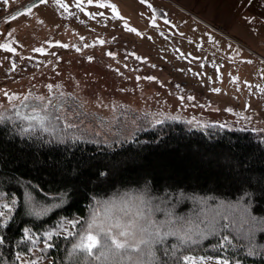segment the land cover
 <instances>
[{"label": "rangeland", "instance_id": "rangeland-1", "mask_svg": "<svg viewBox=\"0 0 264 264\" xmlns=\"http://www.w3.org/2000/svg\"><path fill=\"white\" fill-rule=\"evenodd\" d=\"M99 2L94 0L93 4H87L85 0L81 11L75 7L76 0H64L68 10L58 12L59 25L65 17L70 20L64 28L54 26V21L51 25L49 22L40 24V18L51 17L53 20L56 11L42 9L38 0H8L7 3L0 0V45L16 49L10 53L0 47L2 115L15 111L19 118H30L32 107L39 103L34 97L41 96L45 98V104L53 101L59 111L49 106V122L44 126L24 119L31 130H55L57 128L52 127L56 122L65 127L71 124V128L105 142L124 141L173 122H183L189 128L199 130L221 126L264 133V84L248 86L246 75L264 66L258 58L226 40H214L199 24L183 25L182 21L176 20L180 16L173 22L160 23L152 11L155 0H147L152 8L141 4L140 0H128L127 8L114 4L123 20L116 18L110 8H99ZM25 7H32L31 15L10 19ZM164 8L166 11L163 12L168 13L169 6ZM153 21H159L162 26L155 28ZM125 25L137 29L141 35L127 31ZM158 28L166 35L155 37ZM47 35L52 41L43 40ZM118 35L123 38L119 39ZM99 40L105 43L101 45ZM62 44L68 47H61ZM37 48L44 51L37 52ZM78 48L80 51L76 50ZM109 52L114 56H109ZM238 76L245 82L233 88ZM24 97L28 100L25 101ZM141 216L155 220L160 229L151 240L155 238L161 243L170 236H177L181 244L188 246H202L216 224L231 222V218L224 220L222 215L212 211L175 218L165 209L150 208L139 199L127 196L97 205L80 229L65 221L59 230L62 235L74 237L80 230L76 242L79 244L93 219L118 234L121 229L116 227L117 224L128 225L133 220L143 223ZM177 232L179 235L175 234ZM93 234H97L96 230ZM188 235L193 238L191 242L187 240ZM180 237L185 240L182 242ZM100 238L103 241L102 234ZM42 246L44 243H39L31 255L22 256V259L47 264L39 250ZM184 255L211 258L202 264L227 260L190 252ZM120 256L138 262L149 256V250L144 253L121 252Z\"/></svg>", "mask_w": 264, "mask_h": 264}, {"label": "trees", "instance_id": "trees-1", "mask_svg": "<svg viewBox=\"0 0 264 264\" xmlns=\"http://www.w3.org/2000/svg\"><path fill=\"white\" fill-rule=\"evenodd\" d=\"M52 128L31 130L15 111L0 113V203L12 202L0 218L7 225L0 226V264H21L17 256L31 255L41 242L47 264H182L189 252L264 264V133L173 122L105 142L63 123ZM127 196L175 218L245 212L249 223L216 224L202 246L154 238L148 258L138 262L110 253L96 259L100 249L89 256L75 248L80 230L76 237L60 234L65 221L80 229L97 205Z\"/></svg>", "mask_w": 264, "mask_h": 264}, {"label": "crops", "instance_id": "crops-1", "mask_svg": "<svg viewBox=\"0 0 264 264\" xmlns=\"http://www.w3.org/2000/svg\"><path fill=\"white\" fill-rule=\"evenodd\" d=\"M104 1L116 4L119 7L124 5L127 8L125 5L128 0ZM166 5L170 8L168 13L163 12ZM41 7L46 11H56V16H54L53 20L51 17L48 18L49 20L40 18V24L46 25L49 22L51 25L54 21V26L65 28L70 22L65 17L61 20L62 23L58 24V12L63 9L55 2L43 4ZM152 11L160 23L162 21L165 24L166 20L173 22L175 18L180 16V19L176 20L182 21L185 26H191V22L199 24L206 28V32L210 33L214 40H226L236 48L258 58L264 63V0H155V8ZM159 21L155 23V28L159 25L162 26ZM72 22L74 23V21ZM155 33V37L166 35L165 31L160 28L155 29ZM118 38L123 37L118 35ZM44 39L52 41L48 35L43 36ZM54 40L59 41V39ZM246 75L248 76V86L253 87L261 82L264 84V66L259 68L258 71L247 72ZM236 81L233 88L243 85L245 79L238 76Z\"/></svg>", "mask_w": 264, "mask_h": 264}, {"label": "snow or ice", "instance_id": "snow-or-ice-1", "mask_svg": "<svg viewBox=\"0 0 264 264\" xmlns=\"http://www.w3.org/2000/svg\"><path fill=\"white\" fill-rule=\"evenodd\" d=\"M8 0H4V3H7ZM50 0H39V4H48ZM54 2L65 11L68 10V5L64 3V0H54ZM94 0H86L87 4H93ZM85 3V0H76L75 6L77 9H80L83 11L82 5ZM141 4H146L149 8H152V5L147 2V0H140ZM35 6V5H33ZM99 8H110L112 10L113 15L123 20L124 17L120 15L119 10L117 9L116 5L105 3L104 0H100V2L97 5ZM32 14V7H25L24 10L18 12L17 14H14L11 16V20L18 19L19 16H28ZM89 16H94L92 13H88ZM101 16H103V13H100ZM167 23V21H166ZM153 24L155 25V22L153 21ZM125 28L129 32L136 33L137 35H141L137 31V29L129 27L128 25H125ZM99 44H104L105 41L99 40ZM61 47L67 48V44L60 45ZM91 46V45H86ZM0 47H3L7 52H15L16 49L11 47L10 45H0ZM77 51H80V49H76ZM37 52H43L44 50L42 48L35 49ZM109 56H114V53L109 52ZM91 60L92 58L89 57ZM139 59V57H137ZM250 62V61H249ZM13 68H15V65H13ZM149 80H154V77H147ZM51 87V86H49ZM214 91L219 92L220 89H214ZM8 94L5 92V97L7 98ZM13 99H19L18 97H13ZM36 101H39L37 105H34L31 109L32 116L25 117L24 119H30L32 121L37 122L40 126H44L46 122H49V116H48V107L52 106L54 110L59 111V108L54 104L53 101H48L47 104H45V98L41 96L34 97ZM24 100L27 101L28 97H24ZM2 107V106H0ZM40 112H44V115H39ZM57 120L60 119L59 116L56 117ZM72 125L69 124L68 127H71ZM32 197L31 194H29V202L31 203ZM11 201L0 203V218H5L7 216L8 212L12 211L11 207ZM246 211V210H245ZM39 214V213H35ZM141 219H143V223H140L138 220H133L131 224L128 225H120L117 224L116 227L120 228L118 234H113L111 228H106L104 224L100 223L98 224L95 219L91 223L87 225V229H85V235L81 238V242L79 244L75 245L76 249H79L82 252H85L87 255L91 256L93 255V251L95 249H100V253L98 256H96V259H100L101 257L105 256L106 253H110L113 257L120 256L121 252L128 253V252H136V253H144L148 250H150L152 245L151 237L155 234H158L159 227L155 225L154 221H151L148 217L141 216ZM224 220H229V215H224L222 217ZM72 227L75 228L78 226V222L71 221L70 222ZM249 221L246 218L245 212H241L238 217H232L231 218V225H239L243 226L248 224ZM0 226L6 227V223H0ZM229 224H224L223 228H228ZM174 227V226H173ZM93 230H96L97 234H93ZM255 230V229H253ZM260 231H264V227L260 229ZM69 234H72L71 232ZM100 234L103 235V241L100 238ZM179 235V233H175ZM123 238V239H121ZM28 239H31L29 236ZM51 239V237H49ZM181 241L183 242L185 240V237H180ZM192 236L188 235L187 240L192 241ZM226 243H231L229 240V237L227 235H224L221 238ZM4 243V239L0 237V244ZM223 246V245H221ZM49 247H51V244H49ZM128 259H132L131 256L127 257ZM205 259H211L206 257H196V256H190V255H184L182 257V260L184 264H202ZM17 260L21 261V264H38V261L35 259H29L27 261H24L20 255L17 256ZM84 264H87L85 261ZM217 264H229L227 260L218 261Z\"/></svg>", "mask_w": 264, "mask_h": 264}]
</instances>
